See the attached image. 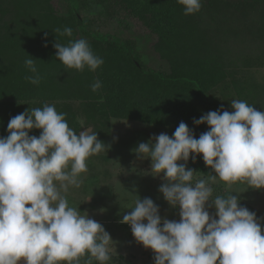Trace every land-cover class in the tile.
<instances>
[{
  "label": "clouds",
  "instance_id": "clouds-1",
  "mask_svg": "<svg viewBox=\"0 0 264 264\" xmlns=\"http://www.w3.org/2000/svg\"><path fill=\"white\" fill-rule=\"evenodd\" d=\"M177 2L185 15L201 8L200 0ZM54 32L72 35L68 27ZM53 47L59 61L77 71L85 66L95 71L104 62L83 38L67 45L57 41ZM25 65L34 73L25 79L39 84L42 77L34 59H26ZM101 86L96 80L91 89ZM231 107L232 112L209 111L195 119V124L206 122L210 128L198 139L180 122L171 138L160 133L154 144L142 142L134 149L139 158H151L153 175L164 173L159 191L170 205L179 206V222L164 219L161 226L158 206L152 199L138 198L120 221L130 225L137 242L153 250L155 264H264V230L255 212L232 194L212 200L218 218L205 208L217 177L228 188L238 181L264 188V111L235 99ZM65 115L47 103L31 112L26 109L10 118L9 135L0 138V264H18L21 259L24 264H80L86 254L84 264L110 260L109 233L69 206L65 195L70 187L83 184L87 159L109 146L96 132L77 135ZM33 128L42 129L39 137L28 134ZM190 153L202 154L215 175L193 183L195 171L177 163L187 162Z\"/></svg>",
  "mask_w": 264,
  "mask_h": 264
},
{
  "label": "trees",
  "instance_id": "trees-1",
  "mask_svg": "<svg viewBox=\"0 0 264 264\" xmlns=\"http://www.w3.org/2000/svg\"><path fill=\"white\" fill-rule=\"evenodd\" d=\"M200 3L198 12L185 15L177 0H0V138L9 135L10 118L45 103L65 113L77 135L91 128L105 145L112 119L171 127L172 133L184 122L198 139L210 128L194 120L204 115L200 106L213 105L207 96L219 87L264 111V79L251 69L264 66V0ZM131 19L155 36L152 52L161 67L148 64L137 40L125 36ZM106 21L119 27L104 31ZM66 27L71 36L54 32ZM81 38L104 61L95 71L67 68L55 55L57 41ZM28 58L39 84L25 79L34 75ZM96 80L102 86L93 92ZM185 163L203 176L214 172L202 154L190 153Z\"/></svg>",
  "mask_w": 264,
  "mask_h": 264
},
{
  "label": "rangeland",
  "instance_id": "rangeland-1",
  "mask_svg": "<svg viewBox=\"0 0 264 264\" xmlns=\"http://www.w3.org/2000/svg\"><path fill=\"white\" fill-rule=\"evenodd\" d=\"M53 2L58 4L59 0H53ZM130 24L129 34L125 36L137 40L139 51L144 55L143 58L148 64L156 68L161 67L152 52L155 36L150 35L138 20L131 19ZM100 26L108 32L113 31V27H119L111 21H106ZM251 69L257 80L264 79V66ZM230 95L227 87L214 89L207 96L213 105L209 108L200 106L201 113L205 115L209 111H234L231 107V101L234 98L232 95L230 98ZM41 131L42 129L33 128L28 130V134L39 137ZM81 131L91 133L92 129L82 127L78 134ZM109 131L106 137L109 141V151L100 152L87 159L88 172L81 174L83 184L79 188L70 187L68 193L65 194L66 198L69 206L77 207L79 211L85 212L89 218L99 222L109 233L113 242L109 245L110 260L105 264H155L153 250L137 242L131 233L130 225L120 221L123 215L134 208L138 198L141 200L149 198L158 206L161 226L164 219L179 222V206L170 205L164 199L163 193L159 191L160 185L165 183L164 173L153 175L151 158L141 159L134 150L142 142L154 144V137L160 133H166L171 138L173 135L171 127L112 119ZM177 163H183L186 169H192L182 160H178ZM212 175H215V172ZM207 177L195 171L193 183L196 179ZM211 187L213 192L205 208L213 218H218L215 216L216 209L212 202L216 196L237 195L238 203L249 211L255 212L264 230V188L255 189L246 182L239 181L228 188L219 177L216 183L211 184ZM143 222L147 223L146 220ZM18 264H24L23 259Z\"/></svg>",
  "mask_w": 264,
  "mask_h": 264
}]
</instances>
